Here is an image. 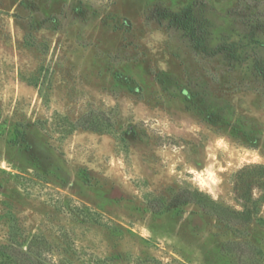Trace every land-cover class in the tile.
<instances>
[{
    "label": "rangeland",
    "instance_id": "rangeland-1",
    "mask_svg": "<svg viewBox=\"0 0 264 264\" xmlns=\"http://www.w3.org/2000/svg\"><path fill=\"white\" fill-rule=\"evenodd\" d=\"M264 264V0H0V264Z\"/></svg>",
    "mask_w": 264,
    "mask_h": 264
},
{
    "label": "trees",
    "instance_id": "trees-1",
    "mask_svg": "<svg viewBox=\"0 0 264 264\" xmlns=\"http://www.w3.org/2000/svg\"><path fill=\"white\" fill-rule=\"evenodd\" d=\"M24 264H41L38 260L33 257H29L28 260L24 262Z\"/></svg>",
    "mask_w": 264,
    "mask_h": 264
}]
</instances>
